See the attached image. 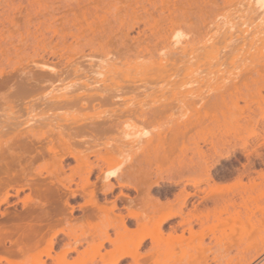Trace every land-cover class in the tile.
Segmentation results:
<instances>
[{"label": "rangeland", "instance_id": "374dc122", "mask_svg": "<svg viewBox=\"0 0 264 264\" xmlns=\"http://www.w3.org/2000/svg\"><path fill=\"white\" fill-rule=\"evenodd\" d=\"M242 1L0 0V89L2 90H0V111L2 110V113L8 112L10 107H27L22 103L33 99L31 97L40 88L49 90H45L49 92L46 97L48 101L51 100L49 102H53L50 104L46 100L35 104L36 111L57 110L58 107L63 110L77 109L82 102L81 98L83 101H91L95 96L92 100L95 101L103 94L101 82L109 83L115 80L120 85L131 83L143 86L138 97L139 101H136V106L133 107L136 110H131L128 114L134 115L130 116L131 120L135 118L143 131L144 140L140 152L145 154L146 161H150L148 167L153 179L150 194L154 200V210L158 215L167 217L161 222V235L154 239L158 254L151 256V253H146L152 242L147 238L139 253L134 254L133 259L130 255L122 256L124 258L121 257L122 259L116 264H201V254L215 257L216 264H236L242 257L250 256L252 262L250 264H254L264 254V57H262L264 56V1L250 0L248 1L250 4L241 3ZM168 35H172V38L177 35L179 44L168 42ZM230 44L232 46L228 47ZM168 48L172 50H168L170 53L167 52ZM107 51L108 53H105ZM71 68L78 70L74 69L72 72ZM80 69L82 72L79 71ZM26 71L28 73H20ZM32 73L35 78L40 77V75L36 76V73H48L52 74L51 76L58 74L62 82L57 81L53 88L48 86L47 82L43 86L40 83V88H36V85L30 83L31 80L35 82L33 78L31 79ZM9 74L20 76L12 79ZM43 74L41 76H44ZM25 75L30 78L26 80ZM6 77L10 78L6 79ZM86 77L94 78L98 83H89L88 89L78 88L79 80ZM17 78L24 82L18 81ZM14 82L17 83L13 85ZM29 83L35 87L34 90H38L34 91L31 97L22 95L19 90L24 88L17 87H30ZM55 84H62V87L58 85L57 87ZM73 95L76 98L82 97L77 98L76 101ZM17 98L23 99L20 102ZM196 98H201L199 103ZM72 99L77 104H72ZM59 100L63 101L58 102ZM53 103L54 108L44 106ZM157 106L161 109H156ZM43 107H46L45 110ZM103 107L86 109L91 113L96 112L92 114L93 119L97 120L100 117L101 120L108 112L102 109ZM153 107L155 111L152 110ZM151 110L153 114L149 116ZM142 111H145L143 115L140 114ZM133 113H136L137 118L139 117L138 120ZM129 116L127 118H130ZM108 137L114 140V133L106 136ZM148 138L151 140L144 142ZM110 139H104L102 144H99L100 150L104 149L101 150L102 152L113 143V140L109 142ZM128 151L129 148L124 155H128ZM116 155L107 153L104 156L106 159L104 166L115 167L122 157ZM65 164L74 165V161L68 159ZM67 168L65 167V176H62L63 182L71 187L66 189L63 185H58L54 194L59 192V197L54 195L52 199L55 200H53L55 206L65 207L64 209L67 208L64 204L66 199L68 205L75 208L71 209V213L77 222L74 220L72 225L68 226L60 223L62 225L58 224L55 227L59 242H57L59 245L55 244V248H49L43 243L35 250L36 253L16 255L10 250L12 249L10 241L24 227V222H18L14 213L21 212L28 204L31 206L34 202L40 201L39 196H41L30 190H24L18 196L20 205H16L15 210L11 207L7 208L4 216L0 215L2 221H0V228L2 227L0 236L3 235L1 237L4 238L0 239V245H6V247L0 246L2 258L12 264H32L30 256L40 254L42 260L46 259L51 263L46 257L47 250L54 255L59 252L61 241L67 239L68 233L80 234L87 230L89 219L85 211L91 209L92 204L84 203L81 193L83 183L79 182L77 175L68 177L70 174ZM11 175H13V167L6 172L0 170V210L7 206L1 202L6 189V186L1 187V185H4V181ZM68 179L72 181L69 182ZM90 180L93 182L94 177L92 176ZM97 186V195L95 194L97 197H94L93 201L99 205H105V201L111 200L118 192V188H114L104 194L105 189H101L99 184ZM123 192L130 197L134 196V191L131 189H123ZM193 193L201 198L202 203L197 207L192 204L196 199ZM186 194L192 196L182 210L191 219V231L187 229L182 231L177 225L179 216L176 210ZM28 195L31 197L27 198ZM41 201L45 203L48 201L46 205H52L50 199L45 200V197ZM147 209V206H137L133 208V212L143 216L147 214ZM237 212L243 220L248 218L250 235L243 236L238 232H232L226 226ZM6 219H10L7 220L8 223ZM11 219L15 221L11 222ZM3 226L6 228L4 229ZM172 226L178 227L175 233L172 232L173 237L169 238L168 234L171 233ZM109 233L111 238H116L112 229H109ZM201 234L204 235L203 242L198 248H192L198 243ZM167 245L172 246L173 252H166ZM85 246L82 245L78 249L82 251ZM111 248L112 244L106 243L100 252ZM160 253H174V255L164 257ZM72 256L77 258L78 254L69 253L68 262H73ZM2 263L7 264L5 261ZM98 264L101 262L98 261Z\"/></svg>", "mask_w": 264, "mask_h": 264}, {"label": "bare ground", "instance_id": "6f19581e", "mask_svg": "<svg viewBox=\"0 0 264 264\" xmlns=\"http://www.w3.org/2000/svg\"><path fill=\"white\" fill-rule=\"evenodd\" d=\"M248 1H250V0H243L241 3H243V2L248 3ZM248 4H250V3H248ZM259 7H261V6H259ZM191 26H196V25H191ZM176 29H178V28H176ZM222 33H224V32H222ZM105 36H107V35H105ZM116 36H117V34H116ZM232 36L235 37L234 35H232ZM121 37H122V35H121ZM177 37L178 36L175 35L172 38V35H168L167 36L168 42H170V43H172V42L176 43L177 42V44H179ZM232 39L235 40V38H232ZM241 39L244 40V38H241ZM115 40H118V39H115ZM128 40L131 41L130 39H128ZM119 41H121V40H119ZM235 41H237V40H235ZM165 44H167V43H165ZM177 44H175V45H177ZM233 44H234V42H233ZM230 46H232V45L231 44L228 45V47H230ZM106 47H107V45H106ZM126 47L127 46H125V48ZM171 47H172V44H171ZM102 49H104V48H102ZM156 49H157V46H156ZM104 50H106V49H104ZM168 50H170V49L169 48L167 49V52H169V53H170V51H172V50H170V51H168ZM179 50H180V48H179ZM180 51H183V50H180ZM119 52H120V50H119ZM173 52H175V51H173ZM105 53H108V51ZM121 53H123V51ZM154 53H156V52L154 51ZM226 53H228V51ZM105 55H107V54H105ZM180 55H183V54H180ZM262 57H264V56H262ZM174 62H175V60H174ZM91 65H92V63H91ZM92 66H94V65H92ZM84 67H86V66H84ZM87 67H89V66L87 65ZM110 67H112V65ZM41 68H44V67H41ZM71 69L73 72L74 69H76V68H71ZM84 69H86V68H84ZM84 69H82V70H84ZM35 70L37 71V69H35ZM77 70L78 69H76V71ZM63 71H65V70L63 69ZM79 71H81V69ZM29 72H30V70H29ZM90 72H94V71L90 70ZM20 73H28V71L20 72ZM68 73L71 74L70 72H68ZM111 73H112V71H111ZM175 73H177V72H175ZM18 74L16 76L13 74H12V76H10L11 74H9V76L12 77V79H16L17 76H20ZM34 74H35V72H34ZM42 74L36 73V76L40 75V77H38V78L33 77L32 76L33 73L31 74V79L33 78V81H35V82H32V80H31L30 83L34 84V86L36 85V88H40V83H42L41 85L43 86L44 83L47 82L46 84H49L48 86H51L53 88L54 83H57V81L59 83L62 82V80L60 78L61 76L58 74L51 76L52 74L45 73V74H43L44 76H41ZM80 74H82V73H80ZM29 75H30V73H29ZM48 75H50V76L48 77ZM231 75H233V74H231ZM13 76H15V77H13ZM165 76H167V75H165ZM243 76H245V75H243ZM10 77H8V78H10ZM24 77L26 80L28 78H30V76H27V75H25ZM8 78L6 77V79H8ZM65 78H66V76H65ZM20 79H21V77H20ZM20 79H18V81H20ZM130 80H132V79H130ZM138 80H140V79H138ZM96 81L97 80L94 78H91V77L87 78L86 77L85 79L79 80L78 88L82 87L81 89L84 90V88H86L89 83H91V84L98 83ZM166 81H169V80H166ZM20 82H24V81H20ZM15 83H17V82H14L13 85H15ZM36 83H38L39 86ZM133 83H135V82H133ZM57 85L58 84H55V86H57ZM100 85L102 87V93L103 94L101 93L102 95H100V97L97 100L92 101L93 98L95 97L92 95L93 97L91 98L92 99L91 101H86V100L83 101V98H81L82 96L80 95L81 97H77V98H81L80 100L82 102L79 104L80 106L78 107L76 105L78 107L77 109L76 108L75 109H71V108L67 109V110L71 109V111H67L65 109L64 110L59 109V107L57 110L36 111V109L34 107L35 104L43 103L46 100L48 103L52 104L53 101L49 102L51 100L48 101V99L46 97L49 94V92H47L45 90H48V89L47 88L46 89L40 88L39 91L37 89L34 90L35 87L31 86V84H30V87L25 86L27 88H25L24 86H17V87L24 88V89L20 88L21 90H19V92L22 95H29V97H31L30 95H33L34 91H38L40 93H38V92L34 93V96L31 97L33 99L26 101L25 103H22V105L25 104V105H27V107H21V108L15 107L16 109L13 107H10L8 109V112L2 113L1 112L2 110L0 111V170H3L6 172L9 169L11 170V168L13 167V175H11L10 178H7L4 181V185L3 184L1 185V187L6 186V189H5V192L3 193L4 195L1 199V202H2V204L5 203V205H7V206L5 207V205H4L5 208L3 210H0V215L4 216L7 208L11 207V208H14V210H15L16 205H20V204H18V196H19L20 192H22L24 190H27V191L30 190L32 192L41 194V196H39L40 201H37L35 199L37 202H34L33 205L28 206L29 204L28 205L26 204L27 206L24 207V209L21 212L18 211L16 213H14L16 215V219L18 222H20V223L24 222V225H23L24 227L18 233H16V236L14 238L11 237L12 240L10 241V244L12 245V247H11L12 249H10V250H12V252L14 251V253H16V255L20 254L21 256H23L26 253H36L35 250L39 246H41V244H43V243H46L49 246V248L50 247L55 248V244L59 245L58 244L59 242L57 241L58 232L55 230V227L60 223H65L66 226L72 225L74 220L76 221V219L72 216V213H71V209H73V207L70 204H69L70 206L68 205L66 199L64 200V204L67 207L66 209H64L65 207L61 208V207L55 206L56 203L54 204L53 203L54 199H52L54 197V195H57V197H59L58 196L59 192L54 194V191L58 185H63L66 189H70V187H71L67 183L63 182L64 178L62 176H65V174H66L65 167H68L67 169H68L69 174H70L68 177H70L72 175H77V177H78L77 179L79 180V182L83 183V185H82L83 188H81V190H82L81 193L84 197V201H85L84 203L87 204V203L91 202V204H92V208L85 211V215L89 219V220H87V223L89 225L87 230L82 231L80 234L68 233L66 240L61 239L62 241L60 244V250H59V252H56V253L54 252L55 253L54 255L53 254L51 255L50 252H48L49 250H47L46 257H47V259H49V261H51V263H49L48 260H46V259L42 260L43 258H41L40 254H38V255L32 254L30 256V257H32V261H31L32 264H98V261H100L101 264H116L118 261H120L122 258H124L122 256L130 255V257L132 256V259H133L134 254L139 253V249L141 248V246L144 245L143 243L146 241L147 238H150L152 242L148 246L146 253H151V256L158 254V253H156L157 247H156V244L154 243V239L156 240V238L161 235L162 232L160 230V225H161V222L167 216H160L154 210V200L150 194V191H151V188L153 185L152 174L150 172V168L148 167L150 161L147 160L148 161L147 162L146 161L147 157H145V154L140 152L141 151L140 149H142V146H141L143 143L142 141L144 140L143 139V131H142V128L140 127V123H137L135 118L133 120H131V117L134 115H130L131 116L130 117L128 114L129 112H131V110H136V108L133 109V107L136 106V103L139 101L138 97L140 96V92H142L141 87H143V86H141L142 84L141 85L138 84L139 86H136L135 84H131V83L128 85L127 84L125 85V83L120 85L117 82H115V80L111 81L109 83L101 82ZM58 86L62 87V84H59ZM7 87H8V85H7ZM13 88H15V87H13ZM29 88H31V89H29ZM92 88H93V86H92ZM156 88H158V87H156ZM166 88H168V87H166ZM87 89H88V87H87ZM144 89H145V87H144ZM15 90H14V92H16ZM42 90H44V91H42ZM90 90H92V89H90ZM145 91H147V90H145ZM148 91H150V90H148ZM43 92H45L47 94L44 95ZM76 92H78V91H76ZM7 93H5V95ZM147 93L150 94L151 92H147ZM41 94H43V95H41ZM51 94H52V92H51ZM78 94H79V92H78ZM199 94H201V93H199ZM5 95H3V96H5ZM2 98H4V97H2ZM77 98L75 97L73 99L78 101ZM162 98H164V97H162ZM214 98H216V97H214ZM10 99H12V98H10ZM22 99L23 98H21V100ZM73 99H72L71 103L74 105L77 104V102L75 100L73 101ZM196 99H197V101L199 100L198 101V103H199L201 98L200 99L196 98ZM4 100H5V98H4ZM12 100L14 101V99H12ZM17 100L21 102V100H19L18 98H17ZM24 100H26V98H24ZM63 100H65V99H63ZM63 100H59L58 102L63 101ZM13 101H11V102H13ZM7 102H9V100H7ZM73 102H75V103H73ZM207 102H209V101L207 100ZM5 104H7V103H5ZM12 104H14V103H12ZM50 104L44 105V106H48L50 109H51V107L52 108L55 107L54 103H53V105H50ZM193 104H195V103H193ZM8 105H10V104H8ZM165 105L167 106L168 104H165ZM181 105H182V103H181ZM103 106L108 107L109 109L104 108ZM162 106H160V107H162ZM32 107H34L35 110ZM88 107H91L90 109H92V108L95 109V107H103L102 109H106V111L108 110V112L106 113L105 116H103V114L101 115V117L103 116L104 118L99 120L100 119V117H99V119L96 120V119H93L94 116L92 115L96 112L95 111L93 113L89 112L87 110V109H89ZM44 108H46V107H43V109ZM168 108L170 109V106ZM40 109L42 110V108H40ZM147 109H149V108H147ZM156 109H161V108L158 107ZM163 109H167V108L163 107ZM152 110L155 111V108ZM145 111H148V110H145ZM145 111L140 112V114L143 115V112H145ZM166 111H168V110H166ZM132 112H134V111H132ZM137 113H139V112H137ZM133 114H135V117L137 118L136 113H133ZM149 114H153V111L151 113H148V115ZM180 114H182V113L180 112ZM95 115H97V114H95ZM99 115H100V113H99ZM126 115H128L130 118H127L128 116H126ZM166 115H167V113H166ZM178 115L179 114H177L176 117H178ZM149 116H151V115H149ZM95 118H97V117H95ZM138 118H137V120H138ZM148 118H150V117H148ZM148 123H151V122H148ZM111 133H114V140L110 139V137H108V138L110 139L109 142L111 140H113V143L110 142L111 144H109V146H107L106 151L102 152L101 150L103 148H101V150H100L99 147L101 145H99V144L100 143L102 144L104 139H108V138H106V136L110 135ZM149 140H151V138L145 139L144 142L147 143ZM106 144H108V143L106 142ZM149 147H151V146H149ZM127 148H129V151H128L129 156L124 155V153L127 151ZM107 153L111 154V155L117 154L116 155L117 157H118V155L122 156L115 167L104 166V163L106 162V159L104 158V156ZM91 157H93V158H91ZM68 159H71L72 161H74V165L65 164V161ZM43 169H45V171ZM42 171H44L45 173ZM7 174H9V173H7ZM92 176L94 177V180H93V182H90L91 181L90 178ZM68 180H69V182L72 181V179H68ZM98 184H99V187H101V189H103V190L105 189V191L103 192L104 194L107 192H111L114 188H118L117 194H115L111 200L105 201V205H99L97 202L93 201V198L97 197V196H95V194H96V190L98 189V186H97ZM76 185H78V182L76 183ZM123 189L133 190L134 196L130 197L129 195H127L126 193L123 192ZM60 190H62V189H60ZM67 191L68 190H66V192ZM69 192H71V191H69ZM24 194H25V192H24ZM193 195L196 197V199L192 202L193 206L197 207V206L201 205L202 202H201L200 196L198 197L197 194H195V193H193ZM32 196H34V195H32ZM190 196H192V194H186L182 200L181 205L176 210V214L179 216V221L177 222V225L182 228L181 229L182 231H185L186 229L191 231V229H192L191 219L189 217H187V215H185L183 210H182L183 206L188 201ZM30 197L28 195L27 198H30ZM36 197H38V196H36ZM44 197H45V200L50 199L49 202L52 203L51 206L46 205V203L48 201H46V203L44 201H41L44 199ZM71 197H73V196H71ZM198 198H200V199H198ZM96 199L98 200V198H96ZM57 200H59V199H57ZM137 206H147V208H148L147 214L140 216V215L134 213L133 208H135ZM16 209H18V208H16ZM8 210H11V209H8ZM7 212H9V211H7ZM10 212H13V210H11ZM3 218H5V217H3ZM79 219H81V218H79ZM79 219H78V221H80ZM231 219L232 220L230 222L227 221L228 223H226V226H228L230 231L235 232V233L238 232L239 234H241L243 236L250 235V223L247 220L248 218L243 220L239 216V213L237 212V214L235 213ZM7 220L9 221L10 219H6V222H7ZM13 221H15V220L11 219V222H13ZM81 221H82V219H81ZM60 225H62V224H60ZM1 228H0V232L2 233ZM5 228L6 227H4V229ZM176 228L172 226V228H171L172 231H171V233L168 234L169 238L173 237L172 232L175 233L174 231ZM109 229H112L114 231L115 237H116L115 239L111 238V235L109 233ZM12 230H13V228H12ZM59 232H62V231H59ZM6 233H8L7 230H6ZM6 233H3V234H6ZM7 235H9V234H7ZM1 236H3V235H1ZM12 236H14V235H12ZM203 236L204 235H202V234L199 236V239L197 241L198 243L196 245H193L192 248H198L200 246L201 242H203ZM4 237L7 238V236H4ZM0 239L2 240L4 238L1 237ZM106 243L112 244V248L109 250H106V251L104 250L105 252H103V251L100 252V250L105 247ZM52 245H54V246H52ZM82 245H86V246L84 249L82 248L83 250L81 251L78 249V247H80ZM0 246H3V245H0ZM3 247H6V245ZM0 250H1V248H0ZM172 250H173L172 246L167 245L166 252H168V251L171 252ZM55 251H57V250H55ZM74 252L78 254V256H76L77 258H74L72 256V258H74L73 262H68L67 255L69 253H74ZM14 253H12V254H14ZM160 254L163 255L164 257H169V256L174 255V253H160ZM201 256H200L202 258V260L200 261L201 264H212V263L216 264L217 260L215 257H210L207 254L206 255L201 254ZM18 257H20V256H18ZM158 258H159V255L156 259V263L158 262ZM257 260L258 261L255 262L254 264H264V254L261 258H258ZM2 261L7 262V264H12L8 260H6L5 258H2L0 256V263H2ZM238 261L239 262L236 264H250V263H252L250 256L249 257H242V259H240Z\"/></svg>", "mask_w": 264, "mask_h": 264}]
</instances>
